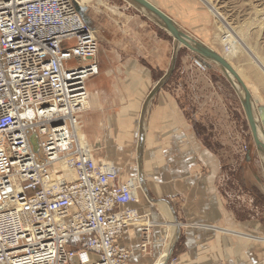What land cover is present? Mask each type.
Here are the masks:
<instances>
[{
	"label": "crops",
	"instance_id": "0c3cea01",
	"mask_svg": "<svg viewBox=\"0 0 264 264\" xmlns=\"http://www.w3.org/2000/svg\"><path fill=\"white\" fill-rule=\"evenodd\" d=\"M83 8L81 4L85 19ZM133 9L128 3L114 7L118 16L110 10L94 29L99 38L98 75L89 80L90 109L82 116L83 134L96 161L117 165L119 184L136 179L139 202L134 207L154 223L146 253L139 250L138 228L119 239L122 247L133 250L127 264H155L170 248L168 259L182 264H264L262 157L246 144L247 163H223L224 152L207 146L203 137V94L211 104L221 87L229 90L213 83L222 72L182 48L174 71L150 97L172 70L175 42ZM162 11L173 20L179 16L175 9ZM191 12L189 16L196 17ZM179 26L226 56L225 45L212 40L209 26L197 33ZM243 81L255 106L261 104L256 108L264 128V79L253 84L256 95ZM237 122L230 116L226 124L227 134L236 139L241 136Z\"/></svg>",
	"mask_w": 264,
	"mask_h": 264
},
{
	"label": "built area",
	"instance_id": "2783aa9c",
	"mask_svg": "<svg viewBox=\"0 0 264 264\" xmlns=\"http://www.w3.org/2000/svg\"><path fill=\"white\" fill-rule=\"evenodd\" d=\"M77 1L0 0V264H127L134 227L151 245L138 182L83 134L99 38Z\"/></svg>",
	"mask_w": 264,
	"mask_h": 264
},
{
	"label": "rangeland",
	"instance_id": "374dc122",
	"mask_svg": "<svg viewBox=\"0 0 264 264\" xmlns=\"http://www.w3.org/2000/svg\"><path fill=\"white\" fill-rule=\"evenodd\" d=\"M102 1V5L98 4V0L77 1L79 8L81 4L84 6L82 11L86 15L85 19L93 29L101 25L104 17L106 18L111 13V9L127 5L124 0ZM149 1L161 10L169 9L170 12H173L174 9L177 10L179 16H176L175 22L187 26L190 31L197 33L198 29L209 26L212 40H219L223 46L225 45L223 42L224 36L225 41L227 39L233 40L239 54L237 59L232 60L231 63L241 78L248 82L255 95L257 94L254 85H256L255 83L259 78L264 79V0ZM209 3L217 9L219 18L213 14ZM189 11H192L191 13L196 17L191 18ZM115 12L112 14L118 16V11ZM227 31H229V34ZM217 82V85H226L229 90L226 91L221 87L222 90L218 93L219 97L215 98L216 102L211 101L213 104L205 102V94H203V137L205 144L212 148H220L224 152L223 163L245 164L247 162L245 161L243 147L246 144H251L252 149H255V147L244 110L236 91L223 74H218V78L213 83L216 84ZM87 86L90 90V81ZM255 98V101L259 100L257 96ZM260 106V102L256 104L259 110ZM230 116H233L236 122L238 121L241 135L238 139L231 137L226 132V124ZM261 122H263L262 118ZM243 131L247 135L242 133ZM257 154H255L256 157H258ZM257 163H260L259 157Z\"/></svg>",
	"mask_w": 264,
	"mask_h": 264
},
{
	"label": "water",
	"instance_id": "95a60500",
	"mask_svg": "<svg viewBox=\"0 0 264 264\" xmlns=\"http://www.w3.org/2000/svg\"><path fill=\"white\" fill-rule=\"evenodd\" d=\"M124 1L141 11L150 20L167 31L175 42V55L173 59L172 70L160 82L157 83L150 97H152L158 92L159 89H161V87L165 84L169 76L174 71L180 50L182 48L188 49L198 61L218 68L232 85L244 110L247 123L253 137L254 147L261 155L264 162V128L262 126L261 117L257 112V108L249 88L233 64L223 54L217 53L215 50L206 46L201 41L190 36L175 22V20H173L149 0ZM235 80L238 82L237 89L235 88L234 84ZM168 260L169 259H167L166 262Z\"/></svg>",
	"mask_w": 264,
	"mask_h": 264
},
{
	"label": "bare ground",
	"instance_id": "6f19581e",
	"mask_svg": "<svg viewBox=\"0 0 264 264\" xmlns=\"http://www.w3.org/2000/svg\"><path fill=\"white\" fill-rule=\"evenodd\" d=\"M98 4H100V5H102L103 4V1L102 0H98ZM209 5H210V9L212 10V12H213V14L216 16V17H218L219 18V13L216 11L217 9H215V7L214 6H212V4L211 3H209ZM118 10V9H117ZM116 10V11H117ZM111 11H113V12H115V10L114 9H111ZM227 33L229 34V31H227ZM225 43H231V45H232V49H231V51H230V53H228V54H226V58L231 62L232 60H234V57H238V54H239V52H238V49H237V47H236V45H235V43H234V41L233 40H231V39H227L226 41H225ZM234 84H235V88L237 89L238 88V82L235 80L234 81ZM139 196V195H138ZM171 218V217H170ZM171 227H174L175 226V224L174 223H171V225H170ZM167 233H168V231H167ZM175 233V232H174ZM177 233V232H176ZM179 234V233H178ZM167 235V234H166ZM172 236V235H171ZM175 236V235H174ZM171 238V237H170ZM171 241V240H170ZM172 245V244H171ZM173 247V246H172ZM170 252H171V248L166 252V253H164V254H162L161 255V257L156 261V263L155 264H165L166 263V260L169 258V256H170Z\"/></svg>",
	"mask_w": 264,
	"mask_h": 264
},
{
	"label": "trees",
	"instance_id": "16d2710c",
	"mask_svg": "<svg viewBox=\"0 0 264 264\" xmlns=\"http://www.w3.org/2000/svg\"><path fill=\"white\" fill-rule=\"evenodd\" d=\"M184 50H182L181 52H183Z\"/></svg>",
	"mask_w": 264,
	"mask_h": 264
}]
</instances>
